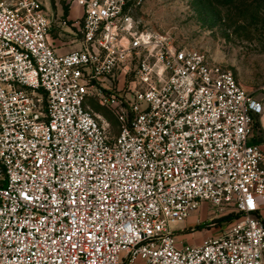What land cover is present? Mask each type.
I'll list each match as a JSON object with an SVG mask.
<instances>
[{
	"label": "built area",
	"instance_id": "built-area-1",
	"mask_svg": "<svg viewBox=\"0 0 264 264\" xmlns=\"http://www.w3.org/2000/svg\"><path fill=\"white\" fill-rule=\"evenodd\" d=\"M50 1L0 0V264H264V101L141 0ZM203 201L233 223L182 244Z\"/></svg>",
	"mask_w": 264,
	"mask_h": 264
},
{
	"label": "rangeland",
	"instance_id": "rangeland-1",
	"mask_svg": "<svg viewBox=\"0 0 264 264\" xmlns=\"http://www.w3.org/2000/svg\"><path fill=\"white\" fill-rule=\"evenodd\" d=\"M50 2L55 17L63 12L75 18L79 12L75 2L71 7L65 0ZM132 13L149 29L168 33L176 44L200 49L210 59L231 68L237 80L264 101V0H141L132 5ZM75 32L79 33L77 27ZM52 36L59 37L56 28ZM77 37L72 32L60 36L58 42L63 47L57 52L76 47ZM89 103L99 108L93 100ZM254 128L257 130L258 123ZM227 213L229 210L203 201L197 212L173 230L179 240L197 243L229 228L233 217L223 218Z\"/></svg>",
	"mask_w": 264,
	"mask_h": 264
},
{
	"label": "crops",
	"instance_id": "crops-1",
	"mask_svg": "<svg viewBox=\"0 0 264 264\" xmlns=\"http://www.w3.org/2000/svg\"><path fill=\"white\" fill-rule=\"evenodd\" d=\"M255 123H258V128H257V130H256V128H254V136H253L252 141L259 143L262 146V148L264 149V119L262 120L259 115H255L254 125H255ZM180 242L182 244L189 243V242L184 241V240H180ZM195 242H197V243H194V244H199L202 241L198 240Z\"/></svg>",
	"mask_w": 264,
	"mask_h": 264
},
{
	"label": "trees",
	"instance_id": "trees-1",
	"mask_svg": "<svg viewBox=\"0 0 264 264\" xmlns=\"http://www.w3.org/2000/svg\"><path fill=\"white\" fill-rule=\"evenodd\" d=\"M226 217H229V218H230V216H225V217H223V218H226Z\"/></svg>",
	"mask_w": 264,
	"mask_h": 264
}]
</instances>
